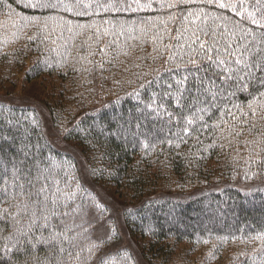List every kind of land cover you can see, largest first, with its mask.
I'll use <instances>...</instances> for the list:
<instances>
[{"label": "trees", "instance_id": "16d2710c", "mask_svg": "<svg viewBox=\"0 0 264 264\" xmlns=\"http://www.w3.org/2000/svg\"><path fill=\"white\" fill-rule=\"evenodd\" d=\"M36 2L0 0V264H132L78 158L9 100L20 71L150 264L235 244L229 264H264V0Z\"/></svg>", "mask_w": 264, "mask_h": 264}, {"label": "rangeland", "instance_id": "374dc122", "mask_svg": "<svg viewBox=\"0 0 264 264\" xmlns=\"http://www.w3.org/2000/svg\"><path fill=\"white\" fill-rule=\"evenodd\" d=\"M13 77H15V84L8 91L9 94H13L8 97L9 100L15 104L32 105L40 112L50 141L55 144L60 151L69 153L78 158L80 166L82 167L84 180H86V183L90 186L93 185L94 190L99 194L102 204L105 208H108V217L96 223V237L101 243H104V241L108 242L111 238L114 239V242L112 241L110 244L104 245L103 250L112 252L127 251L132 254V264H150V257L148 258L146 251H142V249L137 246L130 237L128 229L125 227L120 198L118 199L115 195H113L114 197L111 194L108 195L100 188L95 187L89 178L85 159L81 156L77 148L66 146L57 141L53 121L49 115L50 113L42 103L43 96L46 94V90L44 89L46 82L33 81L26 84L25 72L22 71H20L19 74H14ZM111 220L112 222H110ZM245 249L243 244H235L221 255L213 254L210 250H206L205 248L194 250L191 247L181 246L178 248V253L174 260L177 262L183 261L184 263L190 262L192 264H229L231 258L243 253ZM155 264H159V262L155 261Z\"/></svg>", "mask_w": 264, "mask_h": 264}, {"label": "snow or ice", "instance_id": "6c2138e0", "mask_svg": "<svg viewBox=\"0 0 264 264\" xmlns=\"http://www.w3.org/2000/svg\"><path fill=\"white\" fill-rule=\"evenodd\" d=\"M30 6L32 7H57L58 5H55V4H47V3H43L41 2V0H37V2L35 4H30ZM221 7H224L225 5L221 4L220 5ZM67 7V6H65ZM251 22L253 24H257L258 26H260L262 29H264V12L261 13V19L260 20H257L255 17L252 18ZM31 39V37L29 38ZM255 39V38H254ZM261 43H264V31L261 32L260 34V37H259ZM201 47H203V44L201 45ZM246 51L248 50L247 47L245 49ZM221 63H224L223 61H221ZM235 63L236 64H240L241 63V60L237 59L235 60ZM249 65L247 63L244 64V68H248ZM240 71H243V69H241ZM246 75H249L250 76V73H246ZM229 79H231V77H229ZM239 79H242V77L240 76H237V80ZM261 83H264V78L261 79ZM41 191H43V189H41ZM5 193H6V190H5ZM71 195L69 196V199H71ZM255 239H260L262 241H264V235H261V236H257L255 237ZM96 247H99L98 245H93V248H96ZM91 251V249H90ZM108 255L107 252H105L103 254V256L99 257L98 258V261H97V264H105V260L104 258Z\"/></svg>", "mask_w": 264, "mask_h": 264}]
</instances>
